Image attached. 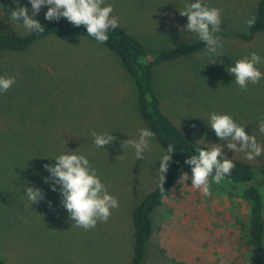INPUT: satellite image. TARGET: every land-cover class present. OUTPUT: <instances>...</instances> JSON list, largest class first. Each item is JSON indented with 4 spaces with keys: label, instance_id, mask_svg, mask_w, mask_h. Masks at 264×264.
Instances as JSON below:
<instances>
[{
    "label": "rangeland",
    "instance_id": "1",
    "mask_svg": "<svg viewBox=\"0 0 264 264\" xmlns=\"http://www.w3.org/2000/svg\"><path fill=\"white\" fill-rule=\"evenodd\" d=\"M192 1L89 0L88 8L138 40L148 61L207 40L195 54L154 66L161 110L200 143L264 169V33L250 42L236 36L248 33L259 0H201L208 30ZM74 5L0 0V33L25 35ZM170 162L140 119L135 84L100 44L56 36L0 55L3 264H130L133 209ZM189 185L181 177L153 213L143 264L232 258L237 230L224 221L229 207L237 213L245 204L205 195L203 185L188 194Z\"/></svg>",
    "mask_w": 264,
    "mask_h": 264
},
{
    "label": "trees",
    "instance_id": "2",
    "mask_svg": "<svg viewBox=\"0 0 264 264\" xmlns=\"http://www.w3.org/2000/svg\"><path fill=\"white\" fill-rule=\"evenodd\" d=\"M88 3L89 0H75L70 12L25 35L0 33V55L24 52L35 42L49 37H84L118 57L123 70L132 79L137 91L140 119L152 138L170 154L171 162L161 183L133 209L134 233L130 264L144 263L146 245L152 233V215L181 177L190 184L186 189L188 194L193 187L197 190L203 185L207 189L204 190L205 195L217 200L225 198L229 202L238 200L245 204L237 213L231 211L230 207L227 211L228 217L224 223L233 226L237 234L231 240L232 258H226L224 264H263L264 169L219 153L181 131L162 112L160 100L153 89L154 66L195 54L205 48L208 41L201 40L168 49L148 61L145 60L147 53L138 40L118 25L96 19L90 13ZM190 9L200 27L208 30L205 3L193 0ZM259 33H264V0L256 4L248 33L236 36L250 42ZM206 185H211V188ZM0 264L3 262L0 261Z\"/></svg>",
    "mask_w": 264,
    "mask_h": 264
}]
</instances>
